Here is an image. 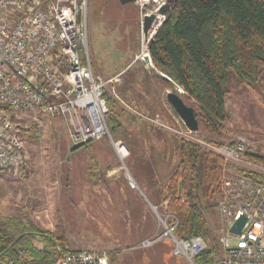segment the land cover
Returning <instances> with one entry per match:
<instances>
[{
  "label": "rangeland",
  "instance_id": "1",
  "mask_svg": "<svg viewBox=\"0 0 264 264\" xmlns=\"http://www.w3.org/2000/svg\"><path fill=\"white\" fill-rule=\"evenodd\" d=\"M161 2L170 7L171 0ZM154 5L150 3L141 9L135 3L121 6L117 0H89L88 46L95 75L105 79L114 70L120 69L115 41H125L126 48H136L135 59L148 67L143 58L148 49L142 36H136L132 42L128 33L135 27V18L141 19L142 13ZM151 64L149 71L159 78H153V81H159L167 92H175L189 107L185 94L155 68L152 61ZM137 71L134 70L133 74L141 76L140 70ZM128 78L124 76L120 79L121 87L116 83L110 86L107 94L117 96ZM163 78L166 83L161 81ZM145 86L151 101L159 104L158 88H154L151 81L145 82ZM229 89L230 94L224 101L228 121L223 125V140L226 145L242 141L250 151L264 155L263 93L238 85L233 79L229 81ZM165 96L162 103L166 109L160 108L158 113L172 129L181 131L180 125H184L167 104ZM168 109L174 114L171 112V116H167ZM138 110L143 113L140 108ZM109 116L107 126L110 138L90 142L74 154L65 118H46L38 129L33 128L23 143L29 158L27 164L17 171L0 172V220L14 219L44 231H53L56 226H61L70 250L104 253L107 264H110L109 255L112 253H115L116 261L111 264H186L171 255V242L166 239L149 248L129 250L135 242L159 236L163 230L144 198L148 197L156 204L158 187L179 163L177 143L184 138L153 128L126 112L117 102L111 103ZM189 135L193 139L204 140L199 129ZM112 142H120L126 147L129 155L123 163L118 160ZM202 149L213 153L204 147ZM147 152L157 153L155 157L159 161H154L155 169L148 160ZM179 169L181 171L182 167ZM234 172L233 166L223 160L220 194L223 181L230 179ZM130 181L135 184L133 189L137 193L131 189ZM219 199L209 198L206 186L200 182L197 202L208 224L211 246L222 254L220 240L225 221L219 213ZM161 204L159 207L163 208Z\"/></svg>",
  "mask_w": 264,
  "mask_h": 264
},
{
  "label": "built area",
  "instance_id": "2",
  "mask_svg": "<svg viewBox=\"0 0 264 264\" xmlns=\"http://www.w3.org/2000/svg\"><path fill=\"white\" fill-rule=\"evenodd\" d=\"M150 3L155 5L141 15L155 16L147 36H142L146 49L165 20V15L158 12L166 6L161 0L135 1L141 9ZM88 9L89 0H0V172L17 171L27 164L24 138L46 118H65L70 141L76 146L110 138L106 95L115 79L104 80L93 72ZM143 56L152 68L148 51ZM175 134L210 150L235 170L223 181L218 203L225 221L222 254L212 247L207 264H264V182L239 175L236 170L243 169L264 180V165L247 161L245 153L250 150L242 141L215 147L193 139L188 130ZM112 146L123 163L129 155L126 147L120 142H112ZM129 184L132 189L136 187L132 181ZM168 202L161 206L166 209ZM153 212L163 230L159 236L140 242L136 249L166 239L171 242L172 256L195 264V257L207 249V243L200 237L176 239V218L172 214L160 216L156 207ZM240 217L246 219L242 231L231 234L229 229ZM44 250L7 246L0 252V264H28ZM55 250L61 255L57 264H107L104 253L65 251L58 245Z\"/></svg>",
  "mask_w": 264,
  "mask_h": 264
},
{
  "label": "trees",
  "instance_id": "3",
  "mask_svg": "<svg viewBox=\"0 0 264 264\" xmlns=\"http://www.w3.org/2000/svg\"><path fill=\"white\" fill-rule=\"evenodd\" d=\"M148 54L154 67L185 94L204 136L203 142L215 147L226 145L223 125L228 115L224 101L230 94L229 81L233 79L236 84L264 95V0H171L164 22L148 45ZM109 101L107 98V105ZM87 145H74L71 151L74 154ZM177 149L179 163L158 187L156 204L148 197L146 200L160 214L163 212L161 216L172 214L176 218V239L200 237L207 243V249L194 259L195 264H207L213 248L207 221L197 202L198 192L202 182L209 198H220L223 159L185 139L178 140ZM245 158L264 165V157L257 152L249 151ZM236 170L239 175L264 182L243 169ZM179 183L181 195L177 198ZM167 199V208H160V203ZM143 240L129 250L137 251L135 247ZM16 245L45 248L28 264H57L61 256L55 250L57 245L72 251L61 226L44 231L14 219L0 220V252ZM109 256L110 264L116 261L115 253Z\"/></svg>",
  "mask_w": 264,
  "mask_h": 264
},
{
  "label": "crops",
  "instance_id": "4",
  "mask_svg": "<svg viewBox=\"0 0 264 264\" xmlns=\"http://www.w3.org/2000/svg\"><path fill=\"white\" fill-rule=\"evenodd\" d=\"M118 3H119V1H118ZM125 44H126L125 41L124 42L115 41L114 46H115V48H117L116 51L118 52V56H119L120 69L114 70L113 73L111 74V76H109L108 78H105V79L103 78L104 80L115 79L116 86L121 87L122 81L120 79L124 76H129V78L127 80H125V82H126L125 86L119 90V94H118L119 96L118 95L116 96L117 99L113 98L111 94L106 95L107 98L110 99L109 104H108V109L111 106V103L117 102V104L119 106H121L124 110H126V112H129L132 116L142 120L146 124H150V126H152L153 128H158L164 132L171 134L172 136L177 137V135H175V132L176 131L179 132V131L172 129V127L167 124L169 122H166L165 118L161 117L160 114L158 113L159 110L166 109L164 103H162V102H163V98H164L165 94L169 93V92H167L166 88L163 85L159 84V81H158V83H155V81H153V78H155V80H158L159 78L157 79L156 75H154V73H151L149 71L150 69H148V67L145 68L142 61L135 59V57L137 55L136 54L137 53L136 48H134V47L126 48ZM133 49H135V50H133ZM134 70L136 72H138L137 70H140L141 76L138 74L134 75L133 74ZM96 75H98V74H96ZM150 81L155 85L154 88H158L156 91H157V100H158L159 104L153 103L151 101V95L148 92V89L146 91L145 82L148 83ZM161 81H165V83L167 82L164 78L161 79ZM165 98H166V96H165ZM118 100L120 101V103L118 102ZM133 107H135V108H133ZM156 107H158V108L155 109ZM139 108L143 111V113L140 112V110H138ZM172 110L171 109L170 110L168 109V111L166 110V112H167L166 115L171 116L170 114H171ZM150 113H152V115H150ZM171 123H174V122H171ZM180 127H181L180 132H186L187 131V129L185 127H182L181 125H180ZM150 150H153V149H150ZM150 150H148V151H150ZM147 154L150 157L148 160L150 163H152V168L155 169L153 167V163H154V161H157V162L159 161L155 157V155H157V153L154 155L153 153L150 154V152H147ZM260 155H262V154H260ZM262 156L264 157V155H262ZM157 170H158V168H157ZM157 170H155V171H157Z\"/></svg>",
  "mask_w": 264,
  "mask_h": 264
},
{
  "label": "water",
  "instance_id": "5",
  "mask_svg": "<svg viewBox=\"0 0 264 264\" xmlns=\"http://www.w3.org/2000/svg\"><path fill=\"white\" fill-rule=\"evenodd\" d=\"M120 5H129L135 3L136 0H118ZM170 7L165 6L161 7L158 12L159 14H166L169 12ZM155 20L154 15H144L141 18V24H142V31L144 36H147V32L151 25L153 24ZM166 101L168 105L173 109L174 113L177 115V117L180 119V121L183 123L184 127L190 131L191 133L198 132V122L194 115V110L191 107H188L183 100L177 95L175 92H169L166 94ZM181 195V183H179V189H178V195L177 198H180ZM144 198V197H143ZM146 203L151 207L153 210V206L150 205V203L144 198ZM246 223L245 217H240L235 223L232 225V227L229 229V232L231 234L239 235L242 231V228L244 224Z\"/></svg>",
  "mask_w": 264,
  "mask_h": 264
},
{
  "label": "flooded vegetation",
  "instance_id": "6",
  "mask_svg": "<svg viewBox=\"0 0 264 264\" xmlns=\"http://www.w3.org/2000/svg\"><path fill=\"white\" fill-rule=\"evenodd\" d=\"M134 23H135V27L134 29L130 30V32L128 33V37L130 38V40H135L136 36H144L143 34V31H142V24H141V19L138 17V18H135L134 20Z\"/></svg>",
  "mask_w": 264,
  "mask_h": 264
}]
</instances>
